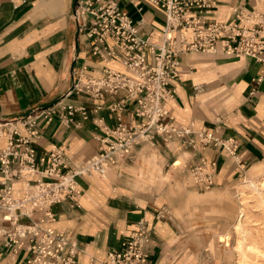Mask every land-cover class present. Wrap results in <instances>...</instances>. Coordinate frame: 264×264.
I'll return each mask as SVG.
<instances>
[{
  "label": "crops",
  "instance_id": "1",
  "mask_svg": "<svg viewBox=\"0 0 264 264\" xmlns=\"http://www.w3.org/2000/svg\"><path fill=\"white\" fill-rule=\"evenodd\" d=\"M78 1L84 0H0V122L17 124L26 134L20 121L42 108L59 101L84 106L86 119L76 113L75 122L70 125L57 119L39 122V136L32 140L39 156L59 146L73 161L94 156L98 150L97 137L115 128L118 117L125 123L131 122L128 110L122 113L108 110L110 99L95 100L68 93L71 71L84 64L95 74L105 64L90 52L89 44L78 33L72 18ZM115 1L137 23L141 37H159L165 22L160 8L146 0ZM237 9L264 15V0H220L207 18L231 22ZM109 66L123 70L116 62ZM179 70L169 112L174 120L192 123L196 129L216 128L224 137L234 136L239 141L241 160L245 164L258 160L264 151V64L251 57L206 60L187 55L182 56ZM259 76L261 80L256 81ZM195 85L201 86L200 92L194 90ZM5 144V137L0 136V148ZM170 144L176 147L175 151ZM151 145L158 153L155 150L150 155L155 157L157 153L161 158L162 171L171 162L175 165L182 153L188 154L183 168L171 172L173 181L187 177V168L200 156L216 161L218 186L239 176L231 158L220 149L209 147L198 153L160 138ZM141 146L135 147L126 160L108 167L103 175L79 177L82 192L79 206L68 201L51 206L56 215L54 226L67 231L81 249L76 264H85L89 257L106 260L108 251L119 249L139 221L147 222L151 232L146 264H191L193 258L199 260L198 264H205L204 256L192 254L188 248L184 251L175 240L179 232L168 216V209L177 195H168L172 201L169 202L163 191H157L154 182L132 177L129 167L134 162L135 150ZM156 172L149 174L158 178ZM1 176L0 173V179ZM14 186L15 195L19 196L23 183L16 182ZM26 258L25 252H7L0 234V264H25Z\"/></svg>",
  "mask_w": 264,
  "mask_h": 264
},
{
  "label": "built area",
  "instance_id": "2",
  "mask_svg": "<svg viewBox=\"0 0 264 264\" xmlns=\"http://www.w3.org/2000/svg\"><path fill=\"white\" fill-rule=\"evenodd\" d=\"M146 1L165 16L157 39L141 37L137 23L115 0L78 1L74 7L72 18L78 33L105 64L95 74L84 64L74 69L68 93L110 99L109 111L131 113V122L118 117L115 128L97 137L94 156L73 161L59 146L39 156L32 142L39 136V122L57 119L70 125L76 113L88 117L84 106L59 101L42 108L20 121L26 134L17 124L0 122V136L6 139L0 148V234L7 252L27 254L25 264L77 263L81 249L67 231L54 226L56 215L51 206L64 201L79 206V177L103 175L144 142L154 144L160 138L198 153L209 147L220 149L231 158L239 176L245 171L237 138L221 136L216 128L196 129L192 123L176 122L169 112L182 56L251 57L264 64V15L237 9L231 22L209 21L208 15L220 0ZM112 62L123 70L110 67ZM260 80L259 76L256 81ZM194 90L200 92L201 86L195 85ZM187 169L195 188L217 185L216 161L200 156ZM16 182L23 183L19 196L15 195ZM150 241L147 222L139 221L119 249L108 251L106 260L89 257L85 264H146Z\"/></svg>",
  "mask_w": 264,
  "mask_h": 264
},
{
  "label": "rangeland",
  "instance_id": "3",
  "mask_svg": "<svg viewBox=\"0 0 264 264\" xmlns=\"http://www.w3.org/2000/svg\"><path fill=\"white\" fill-rule=\"evenodd\" d=\"M191 56L206 60L221 58L204 53H194ZM169 147L174 151L176 149L172 144ZM155 150L158 153L155 146L142 143L141 149L135 150L134 162L129 170L133 178L140 176L142 180L149 179L151 184L154 182L157 191H163L167 198L168 195H177L168 209V216L179 232L175 240L184 251L188 248L192 254L204 256L205 264H264V151L254 163L247 162L242 176L236 177L231 183L199 189L193 186L189 175L181 181L172 180L171 172L177 173L183 168L187 153L178 157L177 165H172L171 162L162 171L161 158L157 153L155 157L150 155ZM146 170L157 171L158 178H154L153 173L149 174ZM249 181L256 185L263 184L258 187L259 193L246 187ZM148 187L151 188L150 185ZM181 193L184 197H181ZM169 202L172 201L169 199ZM238 220L247 233L242 248L245 256H242L237 244L242 236L240 230L235 228ZM251 244L256 250L247 251L246 246ZM195 263H199L197 258L191 261V264Z\"/></svg>",
  "mask_w": 264,
  "mask_h": 264
},
{
  "label": "bare ground",
  "instance_id": "4",
  "mask_svg": "<svg viewBox=\"0 0 264 264\" xmlns=\"http://www.w3.org/2000/svg\"><path fill=\"white\" fill-rule=\"evenodd\" d=\"M175 165H177L178 164V161H176L175 163H174ZM263 184L261 183V184H255V183H253V182H251V181H249L248 183H247V185H246V187L247 188H250L252 191H255L254 193H259L258 192V187H260V186H262ZM246 188V189H247ZM259 195V194H258ZM260 196V195H259ZM261 197V196H260ZM262 199V198H261ZM259 200V199H258ZM263 203V202H262ZM264 205V204H263ZM242 223L240 222V220H238V222H237V224H236V229L237 230H240L239 232H240V234L242 235L241 236V238L240 239H238L237 240V244H238V246L241 248V254H242V256H245V253H244V251H243V245L245 244V240H246V236H247V233L243 230V228H242ZM246 250L247 251H253V250H256V247L254 246V245H247L246 246Z\"/></svg>",
  "mask_w": 264,
  "mask_h": 264
},
{
  "label": "water",
  "instance_id": "5",
  "mask_svg": "<svg viewBox=\"0 0 264 264\" xmlns=\"http://www.w3.org/2000/svg\"><path fill=\"white\" fill-rule=\"evenodd\" d=\"M71 78H72V84H71V87H72V85H73V83H74L73 71H71ZM70 89H71V88H70Z\"/></svg>",
  "mask_w": 264,
  "mask_h": 264
}]
</instances>
